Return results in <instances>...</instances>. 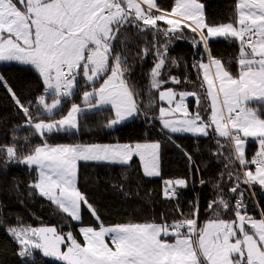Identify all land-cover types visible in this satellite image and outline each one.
I'll return each mask as SVG.
<instances>
[{"label": "snow or ice", "instance_id": "snow-or-ice-1", "mask_svg": "<svg viewBox=\"0 0 264 264\" xmlns=\"http://www.w3.org/2000/svg\"><path fill=\"white\" fill-rule=\"evenodd\" d=\"M186 29L197 34L194 44L206 54L192 67L198 78L202 76L207 116L199 110L197 91L165 87L182 83L164 73L166 65L179 67V61L169 57L168 46L182 39ZM129 31L151 37L137 56L141 61L149 54L154 57L148 88L167 106H155L150 99L149 107L158 112L155 119L161 130L169 141L174 134L215 140L213 155L223 156L229 169L230 196L221 194V172L217 194L206 206L210 218L202 223L198 202H191L187 212L180 207L187 178L164 181L163 197L175 201L174 218L114 226H105L78 187L80 161L130 167L138 157L145 177H159V141L49 143L54 134L80 133L81 119L102 109L112 112L105 128L141 115L147 122L148 112L138 103L139 90L132 80L134 63L125 54ZM221 38L236 45L234 57L212 54L210 41ZM0 61L31 66L42 85L35 96L24 97L0 76V87L23 119L18 127L39 139L31 143L25 136L26 144L20 145L13 129L12 142L0 144V165L34 170L29 195L46 198L69 223L81 222L85 208L97 221L95 226L77 225L82 240L55 226L9 227L6 231L19 246V257L34 258L39 251L59 264H264V209L256 218L245 203V193L255 195V186L264 192V0H237L235 18L221 24L207 21L200 0H173L167 9L159 0H0ZM76 96L80 103L74 102ZM189 97L195 98V111L189 109ZM249 138L258 142L251 158L245 151ZM181 151L199 174L193 155Z\"/></svg>", "mask_w": 264, "mask_h": 264}, {"label": "trees", "instance_id": "trees-1", "mask_svg": "<svg viewBox=\"0 0 264 264\" xmlns=\"http://www.w3.org/2000/svg\"><path fill=\"white\" fill-rule=\"evenodd\" d=\"M204 4L207 21L212 24L231 22L235 18V4L237 0H200ZM165 9L173 4V0H159ZM182 39H173L168 46L169 57L179 61V67L166 65L167 71L164 76H177L182 83L173 85L169 83L165 87H173L179 90H195L201 96L200 111L207 116L209 109L204 101V90L200 88L202 76L198 78L197 69L192 67L202 57L206 59L203 48L196 47L194 41L197 34L185 30ZM128 39L126 55L134 63L132 80L135 81L139 90L137 96L141 108L148 112V119L141 115L136 120L110 130L103 127V123L112 115L108 109H102L88 113L81 119V131L76 135L64 133L54 134L49 137V143L57 144H99L115 145L126 143H144L159 141L161 143V164L159 177H145L142 166L138 159L134 158L131 166L110 165L107 163L82 162L79 165L78 187L86 195L99 213L105 226H114L119 223L151 222L159 221L161 217L172 219L175 217V201L163 197L164 181L176 178H187L189 187L181 189L180 207L188 211L191 202H198L200 208V222L210 218L206 206L210 199L217 194L215 187L220 173L224 178L220 187L221 193L229 198L227 192L229 181L227 180L228 168H225L223 156H214L213 152L217 145L215 140L197 138L191 135H173L169 141L165 132L161 130L155 107H149V100L155 106H166L158 101L155 90H149V70L153 65L154 57L149 54L144 60H140L137 53L142 47L151 41L150 36L137 35L134 31L127 33ZM162 42V38H161ZM212 54L218 58L227 59L234 57L237 47L224 39L210 42ZM236 65H231L235 71ZM0 76L10 84L13 89L24 97H33L41 91L42 85L38 74L30 66L10 64L0 66ZM178 99V97H177ZM189 102L192 110L195 109V98ZM74 102L80 103L79 96L74 97ZM68 105H66L65 110ZM23 119L16 113L15 106L11 102L8 93L0 87V144L12 142L13 129L20 145H25L23 139L29 138L31 143H39V139L29 130L18 127ZM174 141V142H173ZM179 145L180 147H177ZM181 149L193 155L200 166L197 174L188 164ZM258 150V143L249 140L247 156L251 158ZM227 150H225V155ZM2 159V158H0ZM233 167H235L233 165ZM36 172L27 166L20 164L0 165V264H59L50 258L43 257L39 251L34 258H21L17 255L18 244L6 231L9 227L31 226L46 227L55 226L58 231H72L78 239L79 223H69L67 215L62 213L46 198L38 194L29 195L32 189L28 185L34 180ZM203 178L207 181L204 185L199 183ZM255 195L245 193V203L256 209V203L260 211L264 209V192L258 186L254 187ZM127 193V195H126ZM259 214V213H258ZM259 218V215H255ZM83 226H95L97 221L85 208L82 211Z\"/></svg>", "mask_w": 264, "mask_h": 264}, {"label": "rangeland", "instance_id": "rangeland-1", "mask_svg": "<svg viewBox=\"0 0 264 264\" xmlns=\"http://www.w3.org/2000/svg\"><path fill=\"white\" fill-rule=\"evenodd\" d=\"M10 64H19V63H17V62H5V61H0V66L2 67V66H4V65H10ZM19 65H22V64H19ZM23 66H27V65H23ZM31 67V66H30ZM76 103V102H75ZM95 112V111H94ZM89 113H92V112H89ZM134 120H136V119H134ZM134 120H129V121H127V122H125V123H123V124H121V125H118L116 128H118V127H121V126H123V125H126V124H128V123H130V122H132V121H134ZM116 128H111L110 130H113V129H116ZM175 135V134H174ZM192 136V135H191ZM116 145V144H115ZM136 159H138L139 160V158L138 157H135ZM160 158H161V152H160ZM82 162H88V163H104V162H97V161H80L79 162V165H80V163H82ZM160 164H161V160L159 159V167H160ZM142 166V165H141ZM150 178H155V177H150ZM77 223H81V222H77ZM107 239V238H106ZM50 259H52V258H50ZM53 261H55L54 259H52ZM57 262V261H56ZM59 263V262H58Z\"/></svg>", "mask_w": 264, "mask_h": 264}, {"label": "crops", "instance_id": "crops-1", "mask_svg": "<svg viewBox=\"0 0 264 264\" xmlns=\"http://www.w3.org/2000/svg\"><path fill=\"white\" fill-rule=\"evenodd\" d=\"M204 14H205V11H204ZM222 39V38H221ZM215 40H220V39H213V40H211L210 42H212V41H215ZM235 70H236V67H235ZM233 72H235V71H233ZM189 99V102H191L193 99H192V97H189L188 98ZM167 106V105H166ZM165 106V107H166ZM189 109H190V111H195L196 110V107H195V109L194 110H192L191 109V107H190V104H189ZM175 135H181V134H175ZM182 135H191V134H182ZM193 136V135H192ZM249 140H251V141H255V140H252L251 138H249L248 139V142H249ZM257 142V141H256ZM258 143V142H257ZM247 147H248V144L246 145V149H245V151H246V155H247Z\"/></svg>", "mask_w": 264, "mask_h": 264}, {"label": "built area", "instance_id": "built-area-1", "mask_svg": "<svg viewBox=\"0 0 264 264\" xmlns=\"http://www.w3.org/2000/svg\"><path fill=\"white\" fill-rule=\"evenodd\" d=\"M187 102L189 103V100H187ZM255 155V154H254ZM253 155V156H254ZM254 167V166H253ZM248 210H249V213L251 214V215H253V216H255V215H259L258 213H260V209H259V207H258V204L256 203V209H251L249 206H248Z\"/></svg>", "mask_w": 264, "mask_h": 264}]
</instances>
